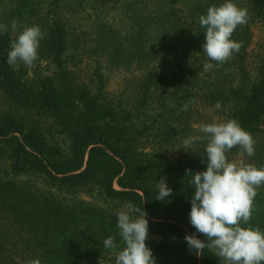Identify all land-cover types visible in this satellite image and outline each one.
Listing matches in <instances>:
<instances>
[{"label": "trees", "instance_id": "trees-1", "mask_svg": "<svg viewBox=\"0 0 264 264\" xmlns=\"http://www.w3.org/2000/svg\"><path fill=\"white\" fill-rule=\"evenodd\" d=\"M153 1L161 15L156 35L147 31L155 18L134 7ZM223 2L88 0L93 8L82 16L91 25L80 42L73 19L87 11L86 0H27L28 26L45 33L38 53L46 63L33 68L7 63L16 37L0 0V24L8 26L0 33V264H115L116 252L103 247L109 236L124 247L114 205L133 218L135 207L147 213L149 236H161L146 240L156 264H224L214 249L191 250L184 239L207 241L190 223L194 186L186 175L206 171L208 141L196 140L192 150L183 141L203 137L201 125L235 119L256 141L255 155L235 146L227 159L264 168V0H232L250 18L231 37L242 42L239 52L216 65L203 52L199 17ZM121 4L122 15L98 23L99 8ZM255 28L262 32L256 53ZM81 44L95 53L86 74L73 60ZM205 63L213 69L205 72ZM120 65L130 73L113 90ZM162 176L172 189L164 201L155 199ZM257 193L250 225L241 226L264 232V185Z\"/></svg>", "mask_w": 264, "mask_h": 264}, {"label": "clouds", "instance_id": "clouds-1", "mask_svg": "<svg viewBox=\"0 0 264 264\" xmlns=\"http://www.w3.org/2000/svg\"><path fill=\"white\" fill-rule=\"evenodd\" d=\"M247 9L238 7L232 0H224L219 6L212 5L206 15L199 17V24L205 28L203 52L216 65H223L234 53H238L242 42L231 39L238 26H244L249 19ZM11 28L17 30L13 21ZM8 31V26L0 24V33ZM45 33L38 25L25 26L18 37L11 43L7 63L15 67L18 63L32 66L38 59L40 41ZM213 63H205V72L212 70ZM188 104L183 106L187 111ZM217 102L215 108L221 109ZM203 137H189L183 141L184 149H191L196 140L208 141L206 145L207 169L193 173L189 183L194 186L190 197L191 225L207 241H202L195 234L186 235L185 241L191 250L203 251L206 247L215 250V255L224 264H262L264 262V232L250 225L254 211V200L257 189L264 185V168H257L243 162H229L227 152L239 146L241 155H255L253 136L244 130L235 119L226 122L204 124L200 126ZM205 160L202 158V162ZM158 194L155 199L164 201L172 194L161 177L156 185ZM131 207V206H130ZM138 214L135 218L126 211L116 210L119 236L123 241L122 250L117 249L116 239L109 236L103 241V247L116 252L115 264H156L152 250L146 245L149 238V222L147 213L140 207L134 208ZM28 264H39L38 260Z\"/></svg>", "mask_w": 264, "mask_h": 264}, {"label": "rangeland", "instance_id": "rangeland-1", "mask_svg": "<svg viewBox=\"0 0 264 264\" xmlns=\"http://www.w3.org/2000/svg\"><path fill=\"white\" fill-rule=\"evenodd\" d=\"M27 0H4V3L1 7V13L3 14V20L5 21V23L9 22L11 25L13 23V21H15L16 25H17V30L15 32H13V37H18V35L20 34V32L23 31L25 26H28L29 22H31L33 15L31 14L30 11V3H26ZM88 0H86V3H84V6L86 8L87 11H83L84 13L80 14V16L75 15V18L73 19V23L76 24L73 27V32L74 35L76 36V38L78 39V41L82 42L85 40V37L82 35V31L83 29L89 27L91 24H89L90 20H85L84 17L82 16L83 14H85L84 16L87 17V12L91 11L93 6L88 5ZM132 8V6H130ZM134 7L139 8L141 10H143L144 13H148L152 18H155V21H152V24L150 27H147V31H151L152 35H156V25L159 24V22L157 21V19L161 16L158 13L159 10V4L157 2H151L150 4L147 5L146 10L142 9V4H136L134 5ZM99 8V7H97ZM127 8V5H123L121 4L119 6V8H114L112 10H110L109 8L103 7L99 8L100 10V14L101 17L98 18V23L99 24H103L108 17H110L111 15H114L116 17H119L120 15L123 14V12L125 11V9ZM83 9V7H82ZM151 13V14H150ZM98 17V16H95ZM80 19V20H78ZM106 26V25H105ZM92 27H90L89 31L92 32ZM255 36H254V44L251 46L252 50H254L256 53L259 45L261 43V39H262V32L260 28H255ZM15 38V39H16ZM82 40V41H81ZM93 43V42H92ZM90 43V45L92 44ZM103 43V42H102ZM103 45V44H102ZM82 46H85L84 44H81L80 47L74 48L73 50V55H74V62L78 63V66L82 68V73L81 74H86L88 72L91 71L93 65L95 64L96 59L94 58V55L92 52L91 55H89L88 52H84V48ZM82 47V48H81ZM95 54V53H94ZM39 53H38V59L34 62V67L40 66V65H45V61H43L40 57H39ZM95 57H97L95 55ZM106 59V55L103 56ZM105 64H106V60H105ZM26 66V65H25ZM28 67V66H26ZM120 67L123 68L122 65H120ZM130 73V70H126V69H114L111 73V83H110V88L115 90L117 89L120 84L124 81L125 77L128 76ZM116 187H118L116 185ZM79 198L85 199V200H89V201H94L96 199H98L96 197V195L89 197L86 195H80ZM112 206V205H111ZM110 209V206H108ZM119 207L117 206H113L112 211L114 210H119ZM122 211V209H121ZM156 233H151L149 238L153 239V238H158L161 237L160 235H155Z\"/></svg>", "mask_w": 264, "mask_h": 264}]
</instances>
